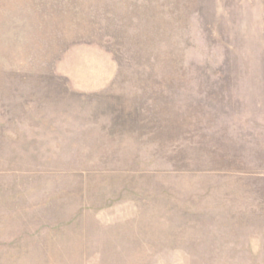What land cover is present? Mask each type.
<instances>
[{"label": "rangeland", "instance_id": "374dc122", "mask_svg": "<svg viewBox=\"0 0 264 264\" xmlns=\"http://www.w3.org/2000/svg\"><path fill=\"white\" fill-rule=\"evenodd\" d=\"M0 264H264V0H0Z\"/></svg>", "mask_w": 264, "mask_h": 264}]
</instances>
